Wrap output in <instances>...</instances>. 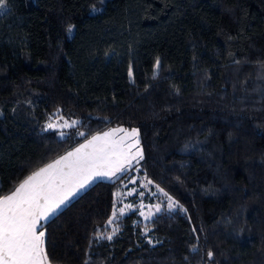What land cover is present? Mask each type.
I'll return each mask as SVG.
<instances>
[{
    "label": "trees",
    "instance_id": "16d2710c",
    "mask_svg": "<svg viewBox=\"0 0 264 264\" xmlns=\"http://www.w3.org/2000/svg\"><path fill=\"white\" fill-rule=\"evenodd\" d=\"M118 127L144 158L45 222L50 264H264V0H4L0 197Z\"/></svg>",
    "mask_w": 264,
    "mask_h": 264
},
{
    "label": "snow or ice",
    "instance_id": "6c2138e0",
    "mask_svg": "<svg viewBox=\"0 0 264 264\" xmlns=\"http://www.w3.org/2000/svg\"><path fill=\"white\" fill-rule=\"evenodd\" d=\"M3 6L4 0H0V8ZM72 30L69 26V37ZM159 65L157 60L156 67L159 68ZM129 77H132L131 70ZM60 119L62 123L49 122L46 130L58 131L64 137L67 134L64 130L73 129L79 123ZM77 134L84 136L83 132ZM139 136L137 128L124 127L93 136L87 143L33 172L11 194L0 197V264H50L45 251L44 222L50 221L62 206L95 179H113L127 172L133 162L139 163L144 158ZM158 190L168 199V212L178 208L183 211L182 206L162 188L158 187ZM133 192L135 189L128 195H133ZM152 207L154 212L149 208L146 216L143 211L140 215L152 219L162 211L161 204ZM126 208L131 209L132 205H126ZM119 213L123 215L125 208H120ZM115 218L114 211L113 219L108 223L112 224ZM116 231L113 229L112 234L103 238L112 240ZM97 238L101 237L98 235ZM208 256L211 257L212 253L209 252Z\"/></svg>",
    "mask_w": 264,
    "mask_h": 264
},
{
    "label": "crops",
    "instance_id": "0c3cea01",
    "mask_svg": "<svg viewBox=\"0 0 264 264\" xmlns=\"http://www.w3.org/2000/svg\"><path fill=\"white\" fill-rule=\"evenodd\" d=\"M110 130H111V129H110ZM110 130H107V131H105V132H108V131H110ZM105 132H103V133H105ZM103 133H101V134H97V135H103ZM95 136H96V135H95ZM89 140H90V139H89ZM87 141H88V140H87ZM87 141L84 142V143H87ZM84 143H83V144H84ZM79 146H80V145H79ZM79 146H78V147H79ZM66 154H67V153H66ZM66 154H65V155H66ZM51 163H52V162H51ZM134 164H136V163L133 162L132 165H134ZM118 175H119V174H118ZM118 175H117V176H118ZM26 179H27V178H26ZM103 180H111V179L104 178ZM97 181H101V180H99L98 178H97V180L95 179V180H94L91 184H89L85 189L81 190L76 196L72 197V198L70 199V201L66 203L65 206H67V205H68V204H69V203H70L75 197H77L79 194H81L83 191H85L90 185H92L93 183H95V182H97ZM65 206H62L60 210H62ZM60 210H59V211H60ZM59 211H58V212H59ZM58 212H57V213H58ZM57 213H56V214H57ZM44 223H45V222H44Z\"/></svg>",
    "mask_w": 264,
    "mask_h": 264
},
{
    "label": "rangeland",
    "instance_id": "374dc122",
    "mask_svg": "<svg viewBox=\"0 0 264 264\" xmlns=\"http://www.w3.org/2000/svg\"><path fill=\"white\" fill-rule=\"evenodd\" d=\"M63 120H64V119H63ZM66 121H67V120H66ZM70 121H73V120H70ZM51 122H52V123H62L63 121H62L61 119H56V120H53V121H51ZM98 179L102 181L104 178H98ZM96 180H97V179H96ZM22 182H23V181H22ZM22 182H21V183H22ZM18 186H19V185H18ZM18 186H17V187H18ZM156 204H158V203H154V204H150V203H149V207L152 208V211H153V212L155 211V209H154V207H152V206H154V205H156ZM150 205H152V206H150ZM161 206H162V208H163V205H161ZM143 208H144L145 210H142ZM141 211H143V212L145 213V216H146L147 213H148V211H149V209H147L146 207H142L141 210H140V212H141ZM142 217L145 219L144 216H142Z\"/></svg>",
    "mask_w": 264,
    "mask_h": 264
}]
</instances>
